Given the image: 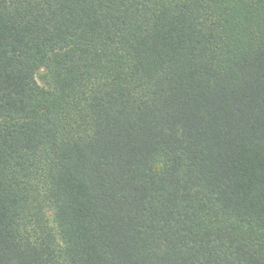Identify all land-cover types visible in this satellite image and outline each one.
Masks as SVG:
<instances>
[{"label": "trees", "instance_id": "16d2710c", "mask_svg": "<svg viewBox=\"0 0 264 264\" xmlns=\"http://www.w3.org/2000/svg\"><path fill=\"white\" fill-rule=\"evenodd\" d=\"M0 264H264V0H0Z\"/></svg>", "mask_w": 264, "mask_h": 264}, {"label": "rangeland", "instance_id": "374dc122", "mask_svg": "<svg viewBox=\"0 0 264 264\" xmlns=\"http://www.w3.org/2000/svg\"><path fill=\"white\" fill-rule=\"evenodd\" d=\"M43 74H44V72L41 71V72L37 75L36 79H37V83L39 84V86L46 88L47 86L45 85V83H44V81H43V78H42Z\"/></svg>", "mask_w": 264, "mask_h": 264}]
</instances>
